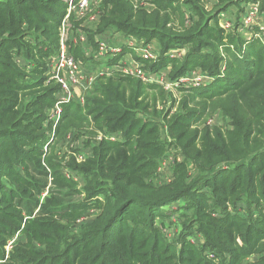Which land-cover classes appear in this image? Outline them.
Returning a JSON list of instances; mask_svg holds the SVG:
<instances>
[{"label": "trees", "instance_id": "obj_1", "mask_svg": "<svg viewBox=\"0 0 264 264\" xmlns=\"http://www.w3.org/2000/svg\"><path fill=\"white\" fill-rule=\"evenodd\" d=\"M151 1L149 13L133 0H103L96 29L84 31L93 51L94 35L108 30L156 40L160 58L146 62L153 70L170 67L169 78L176 79L200 69L213 78L181 89L189 95L167 121L184 157L167 184L151 179L169 149L160 132L166 115L149 93L162 95L161 87L118 72L99 76L82 106L75 99L63 105L53 131L47 110L59 85L46 82L45 74L67 3L0 0V264H264V43L218 24L219 14L235 4L237 20L247 3L264 13V0H217L209 12L201 0ZM174 14L180 27L170 25ZM183 46L189 50L182 57L163 56ZM83 49L74 54L90 70L102 63H87ZM196 98L199 109L188 105ZM206 102L220 109L225 126L196 127ZM82 124L119 139L83 140L76 129L68 134L71 152L86 157L77 161L71 154L63 163L54 154L56 142ZM179 200L185 204L170 206ZM173 207L183 210L176 243L162 229ZM91 209L98 214L87 217Z\"/></svg>", "mask_w": 264, "mask_h": 264}, {"label": "built area", "instance_id": "obj_2", "mask_svg": "<svg viewBox=\"0 0 264 264\" xmlns=\"http://www.w3.org/2000/svg\"><path fill=\"white\" fill-rule=\"evenodd\" d=\"M64 1L68 3V13L65 17H69V14L70 16H73L74 14L79 20H85V24L80 26L85 28H78L76 30L77 35L74 41L78 40L80 46H84L85 50L90 51L93 48L89 43L88 36L84 29L90 28L92 24L99 20L101 12L96 10L100 3L99 0ZM133 4L136 8L138 7L144 9L147 12H151V10L155 8V5L151 0H134ZM184 15L186 23H188L190 21L189 12H185ZM220 15L222 16V19L226 17V19H224V23L221 21L222 28L226 30L234 28V24L229 19L228 14L224 13ZM62 23L60 27L63 26ZM64 28L65 27H63V30ZM246 29H254V32H246ZM63 30L59 39L58 51L54 56H51L48 59L47 71L45 74L46 82L53 81L59 85L56 101L54 105L47 110V121L52 123L53 131L54 127L60 120L63 105L75 98L82 101L84 93H86L87 89L93 85L96 78L99 76L111 75L118 72L123 75L135 77L144 84L158 85L165 90L201 87L210 83L213 79L200 69H194L176 79H171L169 78L170 67L153 70L150 66L146 65V62H155L160 58L159 49L152 46L151 43L140 41L139 39L129 35H122L113 30H108L94 35L97 52L95 54L94 51L92 56L96 61L104 59L110 63L108 65L103 64L104 68L102 69L90 70L86 64L75 59L68 52L69 48L67 41H70L71 43V40L73 39L72 37H69V28L66 29L65 32ZM236 30L239 33H242L247 41L252 38H259L264 43V13L259 12L258 4L247 3L244 6L243 17L241 19V23L236 27ZM163 56L181 57L182 52L180 48H172L166 51ZM108 57L110 59H108ZM111 60H113V62H111ZM223 69L224 65L221 64L220 71ZM217 118L218 115L212 119H208L207 124L209 126L216 125ZM53 131L50 132L51 137L53 136ZM96 138V141H100L103 138L112 141L119 139L118 135L115 134L103 135L100 133H98ZM262 143L264 145V136L262 137ZM81 157L84 158L85 156ZM161 161L162 162H160L157 167V172L160 173L161 177L164 179V174H167L170 161L166 159H161ZM17 237L18 236L15 235L7 241L4 247L5 258L7 257L9 250L14 245Z\"/></svg>", "mask_w": 264, "mask_h": 264}, {"label": "rangeland", "instance_id": "obj_3", "mask_svg": "<svg viewBox=\"0 0 264 264\" xmlns=\"http://www.w3.org/2000/svg\"><path fill=\"white\" fill-rule=\"evenodd\" d=\"M102 1L103 0H99V2H100L99 3V6L96 8V10H98L100 12H101L100 7H101ZM201 1L204 4V7H205V9H206L207 12L211 11L213 9L214 5L217 3V0H201ZM235 5H233V6L230 7L229 12H224V13L225 14H227V13L229 14V19L234 24V29L233 28H231V29H233V31H235V33L238 34L236 32L235 28L239 25V20H240V23H241V19L243 17V12L240 15V19L237 20V17H236V14L237 13H236V11L238 9H237V6H235ZM182 10H184V13H185L186 7H185V9L182 8ZM67 13H68V3H67V8H66V14ZM224 13H221V14H224ZM221 17L222 16L219 14L218 24L222 28L221 21L224 23V19H226V17L224 19H222ZM63 19H62L63 23L61 21V23H62L63 26L62 27H59L58 45H59V39H60L61 32L63 30V27H65L64 30H63L64 32H65L66 29L69 28V33L68 34H69V37H72L73 40H71V43H70V41L69 42L67 41V45H68V48H69L68 49V52L75 59H77L79 61H84L81 57H79L76 54H74V53H76L75 50H80L79 41L78 40L74 41V39H75V37L77 35L76 30L78 28H85V27H80L83 24H85V20H83V19L82 20H79L74 14H73V16H70V14H69V17H65V19L64 20ZM99 19H100V17H99ZM229 19H228V22H229ZM184 21L186 22V19ZM98 22H99V20L96 23L92 24L90 26V28L95 30L96 29V25H97ZM236 22H237V24H236ZM170 25H175V26H179L180 27V23L178 21V16L176 14L172 15L171 20H170ZM228 30H230V29H228ZM113 31H115V30H113ZM250 31L251 32H254V29H252V30L246 29V32H250ZM115 32H118V31H115ZM227 32L228 31H226V34H227ZM238 36H242V33L241 34H238ZM233 37H236V36H233ZM140 41H143V40L141 39ZM148 43H151L152 46H154L155 48L159 49L160 44L157 43L156 40L149 41ZM173 49H175V48H173ZM180 50H181L182 56H183V55H185L188 52L189 46H183L182 48H180ZM94 51H95V54H96L97 50L94 49ZM94 51L93 50H90V51L84 50V51H82V54L84 55L83 57L84 58L88 57L90 59L87 63H90L91 60H95L94 57L92 56V54L94 53ZM95 54H94V56H95ZM54 55H52V56H54ZM108 59H110V58L108 57ZM99 61H102V63H100L99 65H97L93 69H102V68H104L103 64H109V61L103 62L104 59L99 60ZM20 63L22 64L23 62L21 61ZM89 67L91 68L92 65L89 66ZM107 76H109V75H105V76H102V77H107ZM97 79L98 78H96V80L93 83V85L90 86L87 89L86 93H84L83 100L82 101L79 100L78 98H75V100H77L75 102L78 105H81L82 106L84 104L85 98L89 95V93L93 89V87L95 85H97V83H96L97 82ZM51 82H53V81H51ZM160 89L163 91L162 92V95H159V93H160L159 90H149V93H150L151 97H153V96L156 97L157 96V99H156V102H155V107H156V109L158 111H161L162 112V115L163 114L166 115L165 121L160 120V123L163 122V124H162V126L160 128V130H161L160 132H161V138H164L163 141H165L166 143H169V149L162 155L161 159L162 160H165L166 159V160L170 161V165L168 166L167 174H164V179L161 177V174L158 173L157 171L153 174V176L151 177V179H152V182H158L160 184H167L170 181H172V179H173V176H174V166L177 164V162H180V161H183L184 160V157L182 156V152H181L179 146L176 145L174 142H172V138L171 137L169 138V135L167 134V128H168L167 127V121H169L170 118L173 115H175L178 111L181 110V104H182L183 100L188 97L189 92L186 91V90H181V89H177L178 91L175 90V89H173V90H165V89H162V88H160ZM201 102H202L201 99L196 98L194 101H191V103L189 102L188 105H189V107H194L195 109H199L201 107ZM206 103H208V102H206ZM215 105H216L215 103H211L210 106H209V103L207 104V107H206V109L204 111V114L202 115V117L200 118V120H198L199 122L197 123V126H196L197 128L202 129L204 127H209V125L207 124L208 119H212L213 117H216L217 115H218V118L216 119V126H214V125L213 126L214 127H220L221 125L222 126H225L226 125L227 122H226L225 118L222 117V113H221L220 109L217 108ZM51 127H53L52 123H51ZM55 127H54V129H55ZM81 127L80 126H78V128L72 127L68 131V133H67V135L65 137H62L61 135L59 136V139L56 142V146L53 149V151H54V154H56V156L59 159H62L63 163H66L67 160L69 159V157H71V154H73L71 151L73 149L72 147H75V146H73L72 139H70L71 137L69 138V135H71V136H72V134L74 135L76 133V129H78L80 131L79 134L83 133V135H80L79 138H82L83 140H85L86 138H89V136H90V138L92 139L91 140L92 142L94 140L96 141V139H97L96 136L98 135V133H96L95 130L93 131V127H94L93 124H89V125L82 124ZM210 128H213V127L210 126ZM88 134H91V135H88ZM81 141L82 140H80V142ZM84 148L85 147H81L80 150L81 149H84ZM86 154L87 153H80L79 152L78 154H76V155L73 154V155L75 156V158L77 159V161H82L86 157L85 156ZM81 156H85V157L82 158ZM160 162H162V161H160ZM188 172L189 173H193V174L195 172L193 165H191L190 163H188ZM65 174L67 176H70V177L72 176V178L75 181H77V183L79 184V186H80V184H83L82 177H80L79 175L74 174V173H71V172L68 173V170H65ZM46 193H47V191H45L43 193V196L46 195ZM76 199H78V197ZM178 204L184 205L185 204V201L184 200H179V201H177V203L176 202L171 203L170 206H174L176 208V205H178ZM174 207L171 209V211L173 213L172 217H170L169 219H167V218L164 219V223H165L166 227L162 228L165 231V233H166V239L169 240L172 243H176V241L178 240V236H179L180 230L182 228L181 227L182 223L180 221H178L177 219H178L180 213L183 211L182 208L175 209ZM184 212H185V210H184ZM87 213H88L87 214V217H93V216H96L98 214V210L91 209ZM82 218H85V217H81V218H79V220L82 219ZM80 221H78L77 223H79ZM156 221L157 222L158 221H161V219H156ZM193 236H194V238L200 237L196 233H194ZM250 259H251V261H253L255 259V255L254 256H251Z\"/></svg>", "mask_w": 264, "mask_h": 264}]
</instances>
